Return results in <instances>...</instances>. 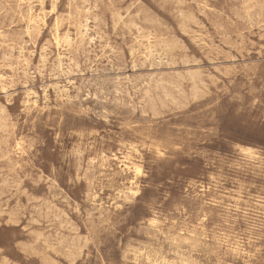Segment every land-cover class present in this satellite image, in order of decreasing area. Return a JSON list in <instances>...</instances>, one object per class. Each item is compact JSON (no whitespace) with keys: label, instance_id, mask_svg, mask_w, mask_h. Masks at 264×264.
Instances as JSON below:
<instances>
[{"label":"rangeland","instance_id":"374dc122","mask_svg":"<svg viewBox=\"0 0 264 264\" xmlns=\"http://www.w3.org/2000/svg\"><path fill=\"white\" fill-rule=\"evenodd\" d=\"M0 107V264H264V0H0Z\"/></svg>","mask_w":264,"mask_h":264},{"label":"bare ground","instance_id":"6f19581e","mask_svg":"<svg viewBox=\"0 0 264 264\" xmlns=\"http://www.w3.org/2000/svg\"><path fill=\"white\" fill-rule=\"evenodd\" d=\"M2 1V0H1ZM183 1V0H182ZM201 1V0H200ZM88 2V1H87ZM86 2V3H87ZM89 3V2H88ZM34 4V3H33ZM52 5V4H51ZM31 6H32V4H31ZM97 6V5H96ZM180 6V5H179ZM198 6V5H197ZM204 6V5H203ZM202 6V7H203ZM97 8V7H96ZM31 9V8H30ZM82 9V8H81ZM130 11V10H129ZM128 11V12H129ZM242 11V10H241ZM127 12V13H128ZM174 12V11H173ZM207 14V13H206ZM181 15V14H180ZM196 15V14H195ZM87 18V17H86ZM186 19V18H185ZM98 20V19H97ZM212 20V19H211ZM87 24V23H86ZM132 24H134V23H132ZM136 24V23H135ZM134 24V25H135ZM220 24V23H219ZM88 25V24H87ZM140 25V24H139ZM221 25V24H220ZM233 25V24H232ZM136 26H138V25H136ZM87 27V26H86ZM192 27V26H191ZM86 29V28H85ZM138 29V28H137ZM141 29H143V28H141ZM191 29V28H190ZM245 29V28H244ZM147 30V29H146ZM186 30V29H185ZM140 31V30H139ZM70 33V32H69ZM84 33V32H83ZM150 33V32H149ZM97 34V33H96ZM139 34V33H138ZM172 34V33H171ZM101 35V34H100ZM85 36V35H84ZM105 37V36H104ZM65 38H66V36H65ZM68 39V38H67ZM66 39V40H67ZM71 39V38H70ZM68 40L69 42H71V40ZM92 40V39H91ZM234 40H236V39H234ZM25 41V40H24ZM167 41V40H166ZM223 41V40H222ZM167 43V42H166ZM213 43V42H212ZM155 46V45H154ZM172 46V45H171ZM170 46V47H171ZM21 48V47H20ZM138 48V47H137ZM12 49V48H11ZM24 49V48H23ZM14 51V50H13ZM68 52V51H67ZM130 52V51H129ZM12 53V52H11ZM69 53V52H68ZM71 53V52H70ZM150 53V52H149ZM21 54V53H20ZM33 54H35V53H33ZM72 54V53H71ZM160 53H158V55H159ZM11 56V55H10ZM10 56H8V57H10ZM12 57V56H11ZM20 57V56H19ZM23 57H24V55H23ZM42 58V57H41ZM59 58H60V56H59ZM58 58V59H59ZM7 59V58H6ZM61 59V58H60ZM74 60V59H73ZM72 60V61H73ZM159 60V59H158ZM71 61V60H70ZM168 61V60H167ZM44 62V61H43ZM59 62V61H58ZM62 62V61H61ZM88 62H89V60H88ZM153 62V61H152ZM183 62V61H182ZM13 63V62H12ZM108 63V62H107ZM76 64H78V63H76ZM154 64V63H153ZM186 64H187V61H186ZM15 65V64H14ZM63 65V64H62ZM70 65V64H69ZM112 65V64H111ZM151 65H152V63H151ZM78 66H79V64H78ZM113 66V65H112ZM136 66V65H135ZM155 66V65H154ZM160 66V65H159ZM56 67H57V65H56ZM61 67V66H60ZM59 67V65H58V69L60 68ZM71 67V66H70ZM67 68V67H66ZM102 68V67H101ZM100 68V69H101ZM112 68V67H111ZM120 68V67H119ZM86 69V68H85ZM98 69V68H97ZM97 69H96V71H97ZM53 70V69H52ZM61 70H62V68H61ZM101 70H103L104 71V69H101ZM81 71V70H80ZM106 71V70H105ZM104 71V72H105ZM117 71H118V69H117ZM52 72V71H51ZM107 72V71H106ZM109 72V71H108ZM53 73V72H52ZM64 73V72H63ZM71 73V72H70ZM75 73H77V72H75ZM83 73V72H82ZM44 74V73H43ZM66 74H67V72H66ZM103 74V73H102ZM150 75V74H149ZM155 75V74H154ZM162 75V74H161ZM153 78V77H152ZM132 79V78H131ZM160 79V78H159ZM164 79H166V78H164ZM162 80V79H161ZM169 80V79H168ZM146 81V80H145ZM151 81V80H150ZM157 81H159L158 79H157ZM168 82V81H167ZM60 83V82H59ZM81 83V82H80ZM132 83V82H131ZM130 83V84H131ZM144 83V82H143ZM156 83V82H155ZM171 83V82H170ZM196 83V82H195ZM52 84V83H51ZM76 84V83H75ZM151 84V83H150ZM73 85V84H72ZM133 85V84H132ZM152 85V84H151ZM52 86H54V85H52ZM57 86V88L59 87L58 85H56ZM76 86V85H75ZM81 86V85H80ZM158 87H159V85H157ZM176 86V85H175ZM101 87V86H100ZM60 88V87H59ZM115 88H116V86H115ZM141 88V87H140ZM160 88V87H159ZM161 88H162V86H161ZM160 88V89H161ZM101 89V88H100ZM119 89V88H118ZM126 89H128L127 87H126ZM134 89V88H133ZM138 89V88H137ZM169 89V88H168ZM199 89V88H198ZM54 90V89H53ZM104 90V89H103ZM129 91V90H128ZM171 91V90H170ZM63 92V91H62ZM130 92V91H129ZM92 93V92H91ZM103 93V92H102ZM105 93V92H104ZM108 93V92H107ZM112 93V92H111ZM173 93V92H172ZM171 93V94H172ZM208 93V92H207ZM56 94H57V92H56ZM87 94V93H86ZM59 95V94H58ZM57 95V96H58ZM96 95V94H95ZM103 95V94H102ZM109 95V94H108ZM117 95V94H116ZM118 95H119V93H118ZM107 96V95H106ZM129 96H131V95H129ZM135 96V95H134ZM154 97V96H153ZM163 97V96H162ZM67 98V97H66ZM96 98H99V97H96ZM132 98V97H131ZM141 98V97H140ZM169 99V98H168ZM178 99V98H177ZM162 101V100H161ZM97 102V101H96ZM172 102V101H171ZM48 104V103H47ZM103 104V103H102ZM104 105V104H103ZM118 105V104H117ZM116 106V105H115ZM3 107V106H2ZM1 108V107H0ZM103 108V107H102ZM108 108V107H107ZM109 109V108H108ZM2 110V109H1ZM116 111V110H115ZM5 112V111H4ZM112 112V111H111ZM134 113H135V111H134ZM4 114V113H3ZM98 114H99V112H98ZM105 114H107V113H105ZM92 115V114H91ZM103 115V114H102ZM104 117H106L105 115H104ZM4 118H5V116H4ZM4 120V119H3ZM2 121V120H1ZM3 123V122H2ZM2 123L0 124V127H1V125H2ZM8 127V126H7ZM180 127V126H179ZM2 129V128H1ZM4 130V129H3ZM8 131V130H7ZM208 131V130H207ZM173 137V136H172ZM175 139V138H174ZM9 142V141H8ZM9 144V143H8ZM8 151V150H7ZM10 152V151H9ZM162 154V153H161ZM5 155V154H4ZM160 155V154H159ZM9 156V154H7V157ZM1 157V156H0ZM229 157V156H228ZM11 159V158H10ZM9 160V159H8ZM12 161V160H11ZM43 171V170H42ZM254 171V170H253ZM45 173V172H44ZM40 174V173H39ZM43 174V173H42ZM43 179V178H42ZM49 179V178H48ZM36 182V181H35ZM36 183H38V182H36ZM49 185V184H48ZM192 185V184H191ZM194 187V186H193ZM196 192H197V190H196ZM242 194V193H241ZM30 195H32V194H30ZM59 195H61V193L59 194ZM57 196V195H56ZM29 197H31V196H29ZM33 197V196H32ZM39 197V196H38ZM41 197V196H40ZM42 197H43V195H42ZM108 197V196H107ZM67 200V199H66ZM206 200V199H205ZM45 201H47V200H45ZM215 201V200H214ZM256 201V200H255ZM212 202V201H211ZM42 203V202H41ZM56 203V202H55ZM35 204V203H34ZM33 204V205H34ZM57 204V203H56ZM70 204V203H69ZM40 205H42V204H40ZM238 207V206H237ZM258 207H260V206H258ZM43 208V207H42ZM58 208V207H57ZM64 209V208H63ZM62 209V210H63ZM59 210V209H58ZM19 211V210H18ZM247 211V210H246ZM18 213V212H17ZM41 213V212H40ZM40 213H39V215H40ZM67 213V212H66ZM61 214V213H60ZM103 214V213H102ZM260 214V213H259ZM16 215H18V214H16ZM15 215V216H16ZM43 215V214H42ZM90 215V214H89ZM101 215V214H100ZM60 217V216H59ZM21 219V218H20ZM73 219V218H72ZM161 219V218H160ZM17 220V219H16ZM62 221V220H61ZM39 222V221H38ZM63 222V221H62ZM65 222V221H64ZM99 223V222H98ZM255 223V222H254ZM257 223V222H256ZM63 224V223H62ZM159 224V223H158ZM163 226V225H162ZM204 226V225H203ZM26 229V228H25ZM182 229H184V228H182ZM189 230V229H188ZM36 231V230H35ZM59 231V230H58ZM194 231V230H193ZM192 233V232H191ZM194 233V232H193ZM247 233V232H246ZM80 234V233H79ZM195 234V233H194ZM249 234V233H248ZM252 234V233H251ZM49 235V234H48ZM83 235V234H82ZM86 235V234H85ZM88 235V234H87ZM38 236V235H37ZM80 236V235H79ZM256 236V235H255ZM39 237V236H38ZM74 237V236H73ZM37 238V237H36ZM35 238V239H36ZM88 238V237H87ZM257 238V237H256ZM240 239V238H239ZM26 240V239H25ZM37 240V239H36ZM72 240V239H71ZM249 240V239H248ZM257 240V239H256ZM37 241H39V240H37ZM85 241H87V240H85ZM46 242V241H45ZM240 242V241H239ZM31 243V242H30ZM28 244V243H27ZM75 246V245H74ZM87 246V245H86ZM240 246V245H239ZM28 248V247H27ZM51 248L54 250V248H53V246H51ZM66 248H68V247H66ZM215 250V249H214ZM61 253V252H60ZM253 253V252H252ZM68 256V255H67ZM246 259V258H245ZM52 261V260H51ZM56 263V262H55Z\"/></svg>","mask_w":264,"mask_h":264}]
</instances>
